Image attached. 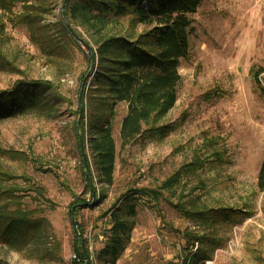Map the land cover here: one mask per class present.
<instances>
[{
	"label": "rangeland",
	"instance_id": "obj_1",
	"mask_svg": "<svg viewBox=\"0 0 264 264\" xmlns=\"http://www.w3.org/2000/svg\"><path fill=\"white\" fill-rule=\"evenodd\" d=\"M61 2H42L37 19L44 39L35 40L26 25L3 17L0 91L24 78L49 81L59 94L43 113L0 122V170L16 176L19 187L30 183L44 192V199L30 190L16 194L15 208L30 212L45 226L37 239L15 246L0 242V264H82L73 253L78 226L88 263L96 264L95 253L104 242L103 213L129 189L154 188L182 167L179 190L199 199L206 222L184 218L166 194L157 202L141 196L129 243L116 264H195L196 251L209 257L196 264H264V191L255 187L264 147V95L259 89L264 91V0L201 2L187 29L189 51L178 67L175 106L159 123L169 126L167 132L142 135L121 148L118 130L126 106H114L116 156L109 186L96 180L90 151L82 142L86 176L79 134L77 138L79 107L87 127L100 119L108 101L94 92L96 59H89L75 31L86 41L87 34L69 25L75 39L61 26ZM21 7L14 4L13 14L20 15ZM216 151L219 162L212 156ZM195 160L201 165L186 170ZM73 206H84L74 210L76 229L70 219ZM242 206L249 215L215 214ZM193 237L200 240L193 242Z\"/></svg>",
	"mask_w": 264,
	"mask_h": 264
},
{
	"label": "trees",
	"instance_id": "obj_2",
	"mask_svg": "<svg viewBox=\"0 0 264 264\" xmlns=\"http://www.w3.org/2000/svg\"><path fill=\"white\" fill-rule=\"evenodd\" d=\"M43 1L0 0V39L4 28L3 17L9 22L26 25L35 40L44 39L40 34L44 27L39 26L40 20L37 19L44 10ZM202 1L64 0V15L68 24L74 31L80 28L87 34L88 41L75 31L78 41L90 52L89 59H96L94 92L100 97L105 96L108 101L102 105L104 114L99 120L91 121L85 127L82 114L79 126V137L83 144L87 143L95 178L105 186L112 184L116 156L111 125L115 105L126 106V114L118 130L121 148L134 143L142 135L168 131V125L159 123L175 106L176 86L180 79L178 67L189 51L187 29L191 26V16ZM14 4L22 5L20 15L13 14ZM60 22L68 34L63 20ZM39 44L43 46V42ZM3 60L0 53V62ZM255 82L258 85L257 79ZM259 89L264 95L263 89ZM58 94L49 81L18 79L9 89L0 91V122L31 113H43L55 102ZM207 146L211 145L207 142ZM0 153L4 154L3 151ZM212 156L216 162L220 161L217 151ZM197 165H201L199 160L188 163L185 168L194 171ZM182 170L183 167L176 170L154 188L129 189L103 213L101 218L106 219L105 228L101 231L104 242L100 251L95 253L96 264H116L124 253L135 225V208L141 196H148L157 202L166 194V200L184 218L206 222L207 212L205 208H198L199 199L183 195L179 190ZM16 179V176L0 170V242L8 246H15L29 238L37 239L45 229L43 220L34 218L30 212L19 207L15 208L19 205L16 194L30 190L37 198L44 199L42 188L30 183L19 187L14 183ZM8 183L10 185H6ZM255 187L258 192L264 191V147ZM10 204L14 209H10ZM82 208L84 206L77 207L75 213ZM215 214L228 218L249 215V212L246 206H242L221 209ZM78 229L80 238L74 236L73 253L75 259L85 264V255L89 256V253L86 242L81 239L83 229L79 226ZM199 240V237L192 239L193 242ZM208 258L198 251L192 255L195 264ZM89 264L94 263L90 261Z\"/></svg>",
	"mask_w": 264,
	"mask_h": 264
},
{
	"label": "water",
	"instance_id": "obj_3",
	"mask_svg": "<svg viewBox=\"0 0 264 264\" xmlns=\"http://www.w3.org/2000/svg\"><path fill=\"white\" fill-rule=\"evenodd\" d=\"M61 16H62V20L65 24V26L67 27V29L69 30L70 34L75 38L77 39V36L75 35V33L71 30L69 24H68V21L66 20V17L64 15V0L61 4ZM93 62H91V66H92ZM83 86V85H82ZM81 90H82V87H81ZM81 90H80V93H81ZM80 93H79V105H80ZM81 115H82V108L81 106L79 107V113H78V120H77V130H78V134H79V120L81 118ZM79 146H80V152H81V157H82V163H83V167H84V170H85V173H86V176L88 177V165H87V161H86V158L83 156L82 154V140L81 138L79 139ZM92 198H94V194H92ZM83 205H86V204H83ZM74 210H75V206H73L71 208V211H70V219H71V223L73 225V227L76 229V222H75V217H74ZM77 234V231L75 232ZM82 245V244H81ZM85 264H89L88 263V258L87 256L85 255Z\"/></svg>",
	"mask_w": 264,
	"mask_h": 264
}]
</instances>
